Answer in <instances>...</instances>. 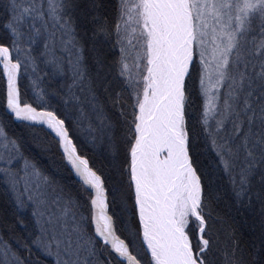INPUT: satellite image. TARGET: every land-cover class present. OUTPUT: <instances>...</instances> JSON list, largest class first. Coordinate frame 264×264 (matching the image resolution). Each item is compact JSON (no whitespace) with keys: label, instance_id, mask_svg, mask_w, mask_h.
Masks as SVG:
<instances>
[{"label":"snow or ice","instance_id":"snow-or-ice-1","mask_svg":"<svg viewBox=\"0 0 264 264\" xmlns=\"http://www.w3.org/2000/svg\"><path fill=\"white\" fill-rule=\"evenodd\" d=\"M0 264H264V0H0Z\"/></svg>","mask_w":264,"mask_h":264},{"label":"trees","instance_id":"trees-1","mask_svg":"<svg viewBox=\"0 0 264 264\" xmlns=\"http://www.w3.org/2000/svg\"><path fill=\"white\" fill-rule=\"evenodd\" d=\"M241 231H244V229H243V228H241Z\"/></svg>","mask_w":264,"mask_h":264}]
</instances>
